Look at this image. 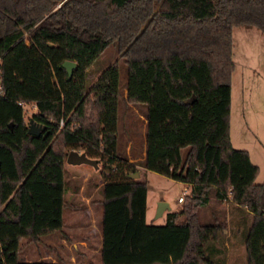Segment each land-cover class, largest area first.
Returning a JSON list of instances; mask_svg holds the SVG:
<instances>
[{
    "label": "trees",
    "instance_id": "16d2710c",
    "mask_svg": "<svg viewBox=\"0 0 264 264\" xmlns=\"http://www.w3.org/2000/svg\"><path fill=\"white\" fill-rule=\"evenodd\" d=\"M239 26L264 35V0H0V264H58L23 262L19 253L23 240L62 231L63 170L77 148L104 161L101 264H226L225 243L240 229L216 212L202 223L199 212L229 197L246 264H264V183L226 129ZM112 44L126 67L128 101L163 107L165 122L149 112L147 131L177 158L158 173L188 184L163 225L146 223L147 184L128 178L136 170L118 154V62L88 78ZM65 61L76 64L71 77ZM140 76L155 83L146 100L135 91ZM25 106L36 113L25 117ZM195 109L203 112L196 125L204 123L189 140ZM30 120L45 130L28 134ZM215 157L226 179L212 184L200 175L212 173Z\"/></svg>",
    "mask_w": 264,
    "mask_h": 264
},
{
    "label": "rangeland",
    "instance_id": "374dc122",
    "mask_svg": "<svg viewBox=\"0 0 264 264\" xmlns=\"http://www.w3.org/2000/svg\"><path fill=\"white\" fill-rule=\"evenodd\" d=\"M232 37L235 70L229 87L230 104L226 127L228 141L233 148L249 152L251 162L260 167L261 175L258 179L262 180L264 177V35L254 26H239L233 29ZM115 61L118 62L120 81L117 122L118 154L121 157L125 155L128 162L134 166L135 173H138L136 180H142L147 184L146 223L163 225L168 211L157 216L158 203H168L171 211H178L181 204L177 200L186 194L184 190L186 191L188 184L158 173L164 160L177 158H174L177 156L175 150L155 143L153 135L147 131L146 118L149 112L154 122L160 125L165 122L163 107L154 106L152 99L147 103L128 101L126 67L118 55L115 44L110 45L104 54L88 68V78L91 81L95 80L103 69ZM196 76L192 74L191 83L195 81L193 79L197 78ZM140 77L135 91L139 93L140 99L146 100L155 83L146 77ZM168 85L166 82V86ZM155 91L161 93L158 86ZM199 91L197 88V92ZM34 113L36 110L31 106L24 107L25 117ZM203 123L200 118L197 123L198 128L203 126ZM190 131L189 140H193L195 131L192 128ZM74 151L88 157L83 148H77ZM131 158L138 160L131 162L129 161ZM90 159L96 161L95 166L72 165L65 162L63 180L67 207L63 212V229L42 237L37 244L23 240L19 253L20 261L54 260L58 264H101L100 186L105 181L102 174L104 161L101 158ZM105 176L108 174L106 173ZM190 179L193 178L190 177ZM226 205V202L219 204L212 200L207 208L200 210L201 222L209 223L211 215L214 212L223 211ZM71 208H74L78 215L72 214ZM88 208L90 211L87 215L84 211ZM236 218L238 219V214ZM237 224H232L234 230H241L242 228ZM77 225L83 228L76 229ZM240 230L228 239V244L225 243L226 264H246L243 246L245 231ZM82 241L86 243L85 246L79 243Z\"/></svg>",
    "mask_w": 264,
    "mask_h": 264
},
{
    "label": "crops",
    "instance_id": "0c3cea01",
    "mask_svg": "<svg viewBox=\"0 0 264 264\" xmlns=\"http://www.w3.org/2000/svg\"><path fill=\"white\" fill-rule=\"evenodd\" d=\"M234 73V72H233ZM233 75V74H232ZM192 115V120H191V122H190V127L188 128V136H189V134H190V130H191V128L194 130V131H196L197 130V125L195 124V122L197 121V119L199 118V116H200V113H198L197 112V110L195 109L194 110V112L191 114ZM199 129V128H198ZM198 131V130H197ZM200 132V131H199ZM196 133V132H195ZM200 136H199V139H205V136L200 132ZM221 158L224 160L225 159V156H226V152L225 151H222L221 153ZM248 154H249V152H248ZM177 156H175L174 158H176ZM249 157H250V154H249ZM217 158L215 157V159H214V162L212 163L211 162V165L209 166L210 167V170H212V173L211 174H207V173H203V174H201L200 176L202 177V178H205V179H208V180H211L210 182L213 184V183H215V182H217V181H224L225 179H226V170H225V165H224V161H222V163H220L219 164V162L216 160ZM138 159L137 158H131V159H129V161H131V162H135V161H137ZM250 160H251V158H250ZM254 164V163H253ZM254 165H256V164H254ZM257 167H258V169H259V174H258V176H257V178H256V183H258V184H262V183H264V177L262 178V180L261 179H258L259 177H260V175H261V170H260V167L258 166V165H256ZM221 168V169H220ZM216 169H219L220 171L219 172H215V170ZM257 180H259V181H257ZM229 200V202H227L226 204V206H225V208L223 209V211H219V212H216V213H218L219 215H220V217H222V218H224L226 221H228V222H230V221H232L233 223H235V224H237L239 221H238V219L236 218V211H235V209L230 205V197L228 198ZM168 206H169V204H168ZM170 208V207H169ZM89 211H90V209L88 208L87 210H85L84 212H85V214H87L88 215V213H89ZM168 212H171V210L169 209V211ZM167 212V213H168ZM71 213L72 214H75V215H78V213H76V211H75V209L74 208H71ZM217 214V215H218ZM212 216H213V214H212ZM213 218V217H212ZM145 220H146V217H145ZM83 228V226H81V225H77V227H76V229H82ZM80 244H82L83 246H85L86 245V243L85 242H79ZM23 262H30V261H28V260H23ZM52 262H55L54 260H52Z\"/></svg>",
    "mask_w": 264,
    "mask_h": 264
},
{
    "label": "water",
    "instance_id": "95a60500",
    "mask_svg": "<svg viewBox=\"0 0 264 264\" xmlns=\"http://www.w3.org/2000/svg\"><path fill=\"white\" fill-rule=\"evenodd\" d=\"M62 67L66 70L68 77H71L72 71L76 67V64L71 61H65L63 62ZM44 130H45V127L35 124L32 120L29 121L28 130H27L28 134L37 136L40 134V132ZM66 162L72 165H79V164H89L93 166L96 165L95 160H92L86 157L84 154H80L73 150L67 154ZM137 177H138V173H133V174L128 175L129 179H136ZM169 209L170 208L168 206V203L159 202L158 209H157V216H161L164 213V211H169Z\"/></svg>",
    "mask_w": 264,
    "mask_h": 264
},
{
    "label": "built area",
    "instance_id": "2783aa9c",
    "mask_svg": "<svg viewBox=\"0 0 264 264\" xmlns=\"http://www.w3.org/2000/svg\"><path fill=\"white\" fill-rule=\"evenodd\" d=\"M184 192L186 191L184 190ZM182 201H183V196L179 197V199L177 200L178 203H181Z\"/></svg>",
    "mask_w": 264,
    "mask_h": 264
}]
</instances>
